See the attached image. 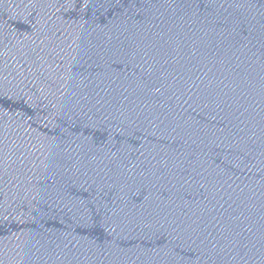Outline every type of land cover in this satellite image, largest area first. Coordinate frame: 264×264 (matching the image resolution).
<instances>
[{"label": "water", "instance_id": "water-1", "mask_svg": "<svg viewBox=\"0 0 264 264\" xmlns=\"http://www.w3.org/2000/svg\"><path fill=\"white\" fill-rule=\"evenodd\" d=\"M0 264H264V0H0Z\"/></svg>", "mask_w": 264, "mask_h": 264}]
</instances>
